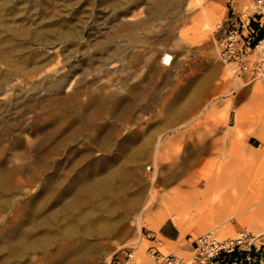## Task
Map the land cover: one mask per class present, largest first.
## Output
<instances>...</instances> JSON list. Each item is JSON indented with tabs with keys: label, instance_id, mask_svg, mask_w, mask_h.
<instances>
[{
	"label": "rangeland",
	"instance_id": "obj_1",
	"mask_svg": "<svg viewBox=\"0 0 264 264\" xmlns=\"http://www.w3.org/2000/svg\"><path fill=\"white\" fill-rule=\"evenodd\" d=\"M253 1L0 0V52L21 47L27 62L0 61V264H109L123 249L136 264H156L154 251L213 264L191 246L210 232L246 233L264 258V228L238 221L264 203V146L251 134L264 84L233 75L214 49L230 4L255 26ZM65 20L72 38L31 41ZM94 97L114 110L69 137L79 109L64 105ZM52 126L67 128L37 160Z\"/></svg>",
	"mask_w": 264,
	"mask_h": 264
},
{
	"label": "built area",
	"instance_id": "obj_2",
	"mask_svg": "<svg viewBox=\"0 0 264 264\" xmlns=\"http://www.w3.org/2000/svg\"><path fill=\"white\" fill-rule=\"evenodd\" d=\"M252 7L258 17V21L253 19L254 27L249 20L244 22L230 4L226 20L216 25L219 36L215 40L214 49L217 59L228 66L233 75L244 76L250 82L258 81L264 84V59L258 58L252 61V53L258 50L259 45L264 41V36L262 39H257L258 33L264 31V1L254 0ZM191 246L194 248L197 260L216 264L222 255H229L235 250L250 252L253 244L252 238L241 232L235 238L224 241L217 240L212 234H206L193 240ZM253 249L257 252L255 248ZM153 256L156 264H184L173 254L162 255L154 251ZM132 260L131 249H123L115 252L109 264H136Z\"/></svg>",
	"mask_w": 264,
	"mask_h": 264
},
{
	"label": "bare ground",
	"instance_id": "obj_3",
	"mask_svg": "<svg viewBox=\"0 0 264 264\" xmlns=\"http://www.w3.org/2000/svg\"><path fill=\"white\" fill-rule=\"evenodd\" d=\"M197 1H201V0H197ZM207 25L209 26V24H207ZM66 26H67V21L60 23V29L57 31V33L55 31H53V30H49L48 29V30H46L44 32L36 31V32H34V34H29L28 29L24 28V27L20 30V32L19 31L16 32V31L12 30L11 28H9L7 30V34L9 36V39H7V42L10 43L11 39H16V40L24 39L26 36H28V34L30 35L31 41L33 43H39L41 41V39H43V37H46V38H50L51 37V38H55L56 40H64V39L72 38L73 36H69V35H71V33H69L70 31L67 29ZM54 33H56V34H54ZM21 49H22L21 47L20 48L19 47L18 48H13V49L8 47V48L3 49L2 52H0V61H2L3 63H6L8 69H10V71L11 70L14 71V69H17L18 67L27 66L26 59L24 60V59L20 58V56H18V53H20L22 51ZM259 49L262 52H264V41H262L261 44L259 45ZM7 52H10V53L6 54ZM111 57H114V55L112 54ZM13 58H15V59H13ZM107 103L108 102H105L104 100L97 99L96 97H94L89 102H87V105L85 107H83L81 105L78 106L79 104H77V102H70L68 104H65L64 107L66 109H68V110H72L74 108H78L79 109L78 116L77 117L74 116L75 118L71 122V124H73V125H72V128H70V129H72V130L74 129V130H73L72 133H69L68 136L71 137V138L72 137L73 138L76 137L77 135H79L82 132H84L85 129L88 127V125L91 122H96L101 115L109 114L110 110H114L115 102L111 103V109H109V110L107 109ZM263 108L264 107L261 105L260 110L258 112V116H259V121H258L259 122L258 123L259 124V127H258L259 129L257 130L258 132L257 133H251L253 137H255L259 142H261L262 146H264V115H263ZM235 124H236V127L242 126L243 118H242V116L240 114H238L236 116V123ZM52 128H53V126L51 127V129ZM61 128L62 129L60 130V128H59L58 131H55V130L52 129V130L46 132L43 135L40 144L36 146L37 147V156H36L37 160L43 159L44 156L47 155L46 150H47V146L49 145V142L56 136V133H58V132H62L63 133L64 130H66L67 126H64V127H61ZM41 162H42V160H41ZM43 168H45V167H43ZM64 173H65V171H64ZM79 176H80L79 179L75 183H72L69 186H67V188L65 189V193L73 192V190L77 187L79 182L82 181L84 178H86V176L84 174H82V173H80ZM53 180H54V175L50 176L47 179V186L48 187L51 186V183L53 182ZM1 181H2V174L0 175V182ZM41 193L45 194V193H48V192L42 191ZM77 194H79V193H77ZM161 207H162V209L164 211L166 210L167 212H173L176 209L175 204L171 203L169 198H163L162 199ZM240 209L241 208H238V212L236 214L240 215V213H242V210H240ZM220 210H221V212H225V211L227 212V211L233 210V208H232L231 205L227 204L226 206H224ZM173 216L175 217L176 215H173ZM163 217H164L163 215H160L158 217V221L159 222L163 221V219H164ZM174 220H175V223H176V219H174ZM238 221H239V225L241 227L242 226H253V227L264 228V203L261 206H259L258 208L252 210L249 214L242 215L241 217H239ZM177 223H179V222H177ZM84 233H87V231L84 232ZM207 234H212L215 237V235L212 232L207 233ZM19 238H20V236H19ZM82 259H83V257H82Z\"/></svg>",
	"mask_w": 264,
	"mask_h": 264
},
{
	"label": "trees",
	"instance_id": "obj_4",
	"mask_svg": "<svg viewBox=\"0 0 264 264\" xmlns=\"http://www.w3.org/2000/svg\"><path fill=\"white\" fill-rule=\"evenodd\" d=\"M261 34L258 36V40L261 38ZM216 264H264L262 258V252H255L251 249L250 252H243L235 250L229 255H222Z\"/></svg>",
	"mask_w": 264,
	"mask_h": 264
},
{
	"label": "crops",
	"instance_id": "obj_5",
	"mask_svg": "<svg viewBox=\"0 0 264 264\" xmlns=\"http://www.w3.org/2000/svg\"><path fill=\"white\" fill-rule=\"evenodd\" d=\"M168 236V235H167Z\"/></svg>",
	"mask_w": 264,
	"mask_h": 264
}]
</instances>
